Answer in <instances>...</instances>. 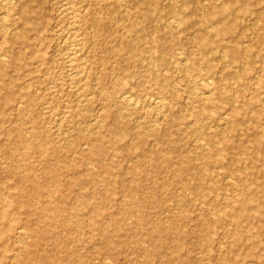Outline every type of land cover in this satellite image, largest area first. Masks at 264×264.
I'll return each instance as SVG.
<instances>
[{
    "label": "bare ground",
    "instance_id": "6f19581e",
    "mask_svg": "<svg viewBox=\"0 0 264 264\" xmlns=\"http://www.w3.org/2000/svg\"><path fill=\"white\" fill-rule=\"evenodd\" d=\"M251 2V0H0L2 31L0 51L3 52V55H0V67L5 69L0 70V123L7 119L12 108L21 107L23 102L21 98L32 96L31 91L25 87L19 89V77H7L6 67L12 66L15 71L24 70V80L31 84L37 77L32 72V66L36 61H53L54 64L57 60L62 61L60 69L54 68L53 64L47 73H52V76L54 74L58 78L63 75L65 82L60 87L54 84V88L51 87L53 90L48 94L55 98L65 97L73 92L77 97H83L82 100H86L87 103L92 102L89 95H99L100 98H104L100 100L101 106L107 107L108 115L112 118L111 125L106 126V133L95 135L87 131L84 134L89 149L82 151L88 153L85 155L104 161V168L108 171L103 176L106 183L129 181L131 186L143 187L144 179L139 176L142 170L165 166L178 178L177 182L184 184L183 189L192 187L197 189L198 195L206 196L208 191H214L221 186L218 181L213 183L207 181L213 176L211 172L223 168L224 172L230 173L233 178L230 183L232 192L230 195L224 193V196L215 198L222 208L229 209L214 213V217L235 225L237 231H234V236H237V239L242 238V235L250 236L240 229L241 221L248 218L251 211L264 217V204H255V201H258L252 195L255 189L247 182L250 174L248 168L261 161L264 169V127L261 125L264 102L257 105L253 101L241 100L250 83L264 76V4L259 8H253ZM50 10H54L53 16L49 13ZM251 25L254 29L249 34L246 29ZM43 34H46L45 38L50 36L56 39L55 51L51 55L47 52L45 41L41 43L42 47L39 46ZM9 42L18 44L20 49L14 51ZM5 52L9 53L8 57L4 55ZM92 54L98 56L99 63L91 61ZM217 59L220 60L219 63L216 62ZM240 62L242 69L239 68ZM199 68L207 72L200 82V89L204 94L203 102L191 107L193 119L184 118L180 124L181 127L191 125L192 131L198 134L195 146H192L198 149V152L182 154L187 143L178 140L174 132H179L181 128L171 122L179 117L175 104L181 101L189 102L190 94L180 95L175 85L177 80L184 81L180 82L182 88L190 85L188 80L191 71ZM226 71L228 74L221 75L222 77L216 81L215 76ZM91 79L96 80L94 85L91 84ZM230 79L234 80L237 90ZM259 81L254 83L255 95L264 91V83ZM1 86L6 89L4 92ZM143 100L154 105L155 113L147 110L140 112ZM71 106L68 103L66 107ZM244 109L256 110L252 116L256 118L257 126L248 124L250 120L247 121L242 115ZM63 112L65 119L75 115L70 109ZM135 113L136 118L141 117L139 113L154 114L157 120L161 118L166 120V127L152 125L150 132L136 130L133 120L129 118L130 114ZM224 119L228 126L226 129L206 130L209 127H216ZM204 120L206 124H202ZM239 124L243 125L241 130L244 129L248 136L252 135V139L249 138L252 140L251 145L245 144L246 140L237 141L233 137L237 132H241L238 129ZM57 128L59 129V126ZM201 137L203 143L198 142ZM23 140L30 142L34 139L23 136ZM83 146L85 147V144ZM234 148L240 150L239 154L228 158L227 151ZM250 148L253 150L250 151ZM41 153L44 157L50 158L63 154V150L60 146L54 145L53 148L41 150ZM118 155L130 158L131 161L126 167L119 165L117 176H120V179H115L111 168L116 166L113 156ZM4 158L0 156V162H3ZM61 161L60 166L53 167L51 162L48 165L54 187L50 189L49 200L41 206L40 211L44 208L65 210V204L55 197V192L65 186L70 189L80 186L81 180H88L86 175H89L87 171L90 169L75 172L67 183L62 181V176L70 171L68 169H75L78 162L63 159ZM126 171L132 174L131 178L125 179L121 176ZM186 179L193 181L188 184ZM169 183L168 177L152 179L146 191L140 194L131 193L129 201L119 207V212H132L131 203L142 205L144 201L159 200L161 196L154 188ZM80 193L91 197L95 191ZM13 198L14 193L10 190L6 195L0 192V225L6 227L8 232L13 231L16 239L24 241L27 225L33 222L30 219H23L14 226V223L9 221V214L17 209ZM12 206L14 208H10ZM72 212L76 219L72 221L73 218H68L67 225L72 224L80 228L86 224L81 218V213L76 210ZM187 217L189 218L188 214L174 213L169 218L172 222ZM92 220L104 231L109 230L117 222L115 213L104 221L97 218ZM139 221L141 224L144 218ZM207 221L208 217L203 216L202 222ZM44 224L45 218L41 217L38 226L32 227L36 236L41 231L33 243L39 248L38 251L42 250L41 240L49 234L45 231ZM124 227L119 225L120 229ZM163 233L165 235L160 239L159 236ZM147 235L158 237L162 244H166L169 242L167 240L169 224L163 218H154L151 220ZM178 237L180 234L176 237L179 242L176 241L174 244L178 254L172 258L183 262L186 259V256L181 254L184 245ZM3 238L0 229V262L8 256L9 251L7 245L2 247ZM26 239L27 237L25 241ZM204 239L213 240L211 235ZM74 240L75 237H72V241ZM254 242L258 244L260 240ZM217 243L219 244L220 240ZM53 244L56 251L54 253L63 254L64 258L59 262L56 258L50 257V254L43 255L39 251L40 256L45 259L43 264H64L65 260L79 259L81 256V252L76 251L74 247L59 245L56 239ZM146 251L149 252L148 249ZM207 253L210 254L211 251ZM14 256H20L19 252L14 253ZM223 259L222 264H226L228 261ZM73 264L79 263L73 261Z\"/></svg>",
    "mask_w": 264,
    "mask_h": 264
},
{
    "label": "rangeland",
    "instance_id": "374dc122",
    "mask_svg": "<svg viewBox=\"0 0 264 264\" xmlns=\"http://www.w3.org/2000/svg\"><path fill=\"white\" fill-rule=\"evenodd\" d=\"M251 1L253 8H259L264 4L262 0ZM49 13L53 16L54 10H50ZM253 29L251 25L246 29V32L250 34ZM1 32L0 27V34ZM45 37L46 34L41 36L39 46L42 47L41 43L45 41L47 52L51 55L55 51L56 39H52L50 36ZM9 43L14 47V51L20 49L18 44H14V42ZM0 55H3L2 51H0ZM4 55L8 57L9 53L5 52ZM90 59L93 62L99 63L98 56L94 54L90 56ZM219 61V59L216 60L217 63ZM56 62L54 64L53 61H36V65L32 66V72L37 77L35 78L36 81L31 84L24 80V70L15 71L12 66L6 67L7 77H19V89L25 87L31 91L32 96L31 98H21L23 100L21 107L15 106L12 108L7 119L0 123V156L5 157L3 162H0V192L6 195L10 190L14 193L15 208L19 209H15L12 214H9V221L13 222L14 226L19 224L23 219H30L33 223L27 225L28 234L26 233L24 241H19L13 235V231L8 232L6 227L0 225L2 235L4 236L1 243L3 244L2 247L7 245L9 250L8 256L0 264H43L45 259L40 256V252L43 255L46 253L50 254V257H54L60 262L63 260L64 255L54 253L56 252L53 247L55 239L59 245H69L70 247H74L76 251L81 252L79 259L65 260V263L62 262L64 264H73V261L79 264H222L223 258L228 261L226 264H264L263 216L260 217L254 211H251L250 216L242 220V225L240 226L242 232L244 234L249 233L250 236L242 235L243 237L239 239H237V236H234V231L237 229L235 225L214 217V213L229 209L226 207L222 208L215 198H220L221 195L224 196V193L230 195L232 192L230 183L233 181V178H231L230 173L224 172L225 169L218 168L211 172L213 176H210L207 181L209 183L218 181L221 186L214 191H208L209 193L206 196L198 195L197 189L192 187L187 190L183 189L184 184L177 182L178 178L170 173L169 169L165 166L157 169L150 167L145 171L142 170L139 176L144 179L145 186L143 187L131 186L129 181H125L124 183L121 181H116L112 184L106 183L103 180V176L108 171L104 168V161L85 155L88 153H82L83 150L88 151L89 149V144L84 134L87 131L93 132L95 135L104 134L107 132L106 126L112 123V118L108 115L107 107L104 108L100 104V100L104 98H100L99 95H89L92 97V102L87 103L86 100H82L83 97L79 98L73 92L65 97L56 96L54 98L51 94L49 95L48 92L53 90L54 84L60 87L65 82L63 75V77L60 76L58 78L54 74L52 76V73H47L49 68L53 66L56 69H60L62 61ZM239 65V68L242 69L241 62ZM0 70L3 71L5 69L0 67ZM203 70V68H199L191 71V77L189 76L188 80L191 84L186 85V87L183 86L184 88H182V85L180 87V82L184 83V81H176L175 87L178 89L179 94L184 96L190 94V99L188 100L189 102L181 101L175 104L179 117L175 121H172L171 124H177L179 127L184 118H194L191 107L203 102L202 96L204 94L201 92L200 82L205 73H207ZM226 74H228L227 71L223 74H217L215 76L216 81L222 77L221 75ZM255 80H260L259 82L264 83V76H260ZM230 81L237 90L238 87L234 83V80L230 79ZM256 81L250 83L241 100L253 101L254 104L260 105L264 102V91L260 92V94L258 92L255 95L254 83ZM95 82L96 80L91 79L92 85ZM1 88L3 92L6 90L3 86ZM142 102L141 105L143 107L140 109V112L147 110L155 113L156 109L154 105L149 101L143 100ZM68 103L72 105L69 108L66 107ZM236 104L239 103L236 102ZM98 106L99 108H97ZM69 109L75 115H70L65 119L63 111ZM254 112L256 110H243L242 115L247 121L250 120L248 122L250 126H257V120L252 116ZM139 114L141 115L139 118H136V113L129 115V118L133 120L136 130L150 132L152 125L166 127L165 119L161 118L157 120L154 114H151L152 116L145 115V113ZM225 121L224 119L220 124H214L216 127H209L206 130H224L228 127ZM202 124H206L205 120L202 121ZM261 125L264 127V115L261 117ZM58 126L59 129L57 128ZM238 126L241 132H237L235 136L233 135L235 140H246L245 144L251 145L252 135H249V137L244 129L241 130L242 124ZM180 128L179 132L174 133H176L175 136L180 142L187 143L182 154L198 152V149L192 147L195 146V138L198 135L192 131L193 127L189 125L180 126ZM23 136L30 139L33 138L34 140L26 142L23 140ZM203 141L202 137L198 140L199 143H203ZM84 144L85 147L83 146ZM54 145L60 146L63 154L53 155L50 158L44 157L41 150L53 148ZM252 150L250 148V151ZM239 152L238 148L230 149V151H227V156L230 158L232 155H238ZM110 153V156H112L111 150ZM113 157L116 168L112 167L111 171L115 174V179H120V176H117L119 165L126 167L131 160L120 155ZM62 159L69 162H78L75 169H68L70 171H67L62 176V181L66 182L75 172H85L90 169L87 171L89 175H86L88 180H81L80 186H75L71 189L65 186L62 190L55 192V197L65 204V210L57 211L54 208H44L43 211H40L41 206L49 200L50 189L54 187L53 178H50L48 165L51 162V166L53 167L60 166ZM3 163L5 164L3 165ZM248 169L250 174L247 182L254 187L255 191L252 195L258 200L255 201V204H264V169L262 162L259 161L257 165ZM121 176L129 179L132 174L126 171ZM165 177L170 179V183L166 186L159 185L154 188L161 196L159 200L144 201L142 205L131 203L132 212H119V207L129 201L131 193H143V191L147 190L149 184L152 183V179H162ZM185 181L190 184V181L192 182L193 180L186 179ZM92 190L95 191V194L91 197L80 193V191L90 192ZM73 210L81 213V218L86 222L80 228L74 227L72 224L67 225L68 218H73L72 221L76 219L71 214ZM113 213H115L117 222L109 230L104 231L103 228H100L101 226L98 227L93 223L92 219L97 218V220L104 221ZM174 213H178V215L188 214L189 218H178L171 222L169 217ZM203 216L204 218L208 217L206 223L202 222ZM41 217L45 218L44 229L49 234L45 239L41 240L42 250H39V252V248H36L33 243L41 231L36 236V233L32 231V227L38 226ZM159 217L169 224V235L167 236L169 242L166 244H162L157 239L158 237L153 238L147 235L151 220ZM141 218H144V221L140 224L139 219ZM119 225H124L125 227L120 229ZM179 234L180 237L178 238L181 239L180 241L184 245L181 254L186 256L183 262L172 258L178 254L174 244L176 241L179 242L176 239ZM57 235L59 238H57ZM164 235L163 233L159 238L161 239ZM209 235L212 236L213 240L204 239ZM72 237H75L76 240L72 241ZM216 239L217 241L220 240L219 244L215 241ZM235 239L236 242H234ZM255 240H260V243H255ZM207 251H211V253L209 254ZM16 252H19L20 256L15 257L14 253ZM260 257L262 260H260Z\"/></svg>",
    "mask_w": 264,
    "mask_h": 264
}]
</instances>
